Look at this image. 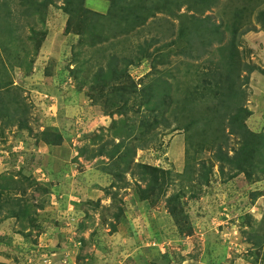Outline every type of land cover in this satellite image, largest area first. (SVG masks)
I'll use <instances>...</instances> for the list:
<instances>
[{
    "label": "rangeland",
    "instance_id": "374dc122",
    "mask_svg": "<svg viewBox=\"0 0 264 264\" xmlns=\"http://www.w3.org/2000/svg\"><path fill=\"white\" fill-rule=\"evenodd\" d=\"M193 1L124 6L157 11L139 32L121 24L115 40L132 44L105 99L90 86L115 36H98L108 2L72 0L70 15L64 0H0L13 65L0 73V193L20 215L0 214V264H264V142L241 152L226 122L241 105L264 139V0ZM128 161L160 171L136 184Z\"/></svg>",
    "mask_w": 264,
    "mask_h": 264
},
{
    "label": "trees",
    "instance_id": "16d2710c",
    "mask_svg": "<svg viewBox=\"0 0 264 264\" xmlns=\"http://www.w3.org/2000/svg\"><path fill=\"white\" fill-rule=\"evenodd\" d=\"M64 1H65L64 2L65 3V5H64L65 11H67L68 13L70 12L69 14L72 15V13H71L72 11L70 10L71 6H72L71 5L72 0H64ZM78 1H79V4L82 3V5H83L84 0H78ZM105 1L110 4L111 9H109V12L106 15H99L97 13H94L95 17L98 16V18H101L104 20L102 22V25L104 28L98 31V36H101V38H102V34L106 33V32H108L110 34H114L115 36L113 38H103L104 40H112L113 41V43H111V45H110L111 47L109 48V50H110L109 53L110 52L111 53L107 56L108 60L104 64L107 68L105 67L106 69L105 68L101 69L99 67L97 73H95L91 78L93 81L92 84H94V85L93 86L91 85L90 88L93 90L96 89V92H97V90L100 91L99 95H105L104 90L108 88L106 85V83H108V79L111 80L112 76H116V78L112 80V82H116V80L118 78L117 69H116L117 63L121 62V61L126 62V60H127L124 56H121V53H126L127 47L132 44L131 42H128L127 39L115 40L117 35H125V31L122 28L121 24H125L126 22H128L129 24L131 23L132 24L131 27L135 28L137 30V32H139L138 31L139 27L140 26L142 27V25L144 26L147 23V21L149 20V18L152 17V16H149V14H154V12L157 11V10H154V11L150 10L148 13H144L143 9H141V8H143L144 4H142L141 8L137 7L140 3L138 5L135 4L134 10H131V11H130L129 7H124L126 4L130 5L132 3L137 2L138 0H105ZM195 1H193V2H195ZM192 5H193V3L191 4V6ZM187 9H188V6H187ZM82 10H83V7H82ZM165 13L167 15L169 14L168 12H165ZM125 18H126V21H122L123 23H121V19H125ZM203 21L206 24L205 29L208 28V24H210L209 23L210 18L206 17L203 19ZM97 22H98V27H99V21H97ZM171 25L175 26V24H171ZM94 26H95V23H93L91 25V28H93ZM131 27L128 29V31L131 30ZM207 32H209V31H207ZM107 37H109V36H107ZM166 37H169V36H166ZM0 50H3V52L5 53V43L4 42H0ZM140 51L141 50L139 49L138 52H140ZM138 52L135 55L139 56ZM91 55H92V57H91L92 60L95 62V60L97 59V58H95L96 53H92ZM120 57H122V60H120ZM117 58H119V59L117 60ZM84 64H87V62H84L82 65H84ZM0 65H1L0 73L2 74V76H5V74H6L5 70L7 68H10L11 70L13 69V65H10L9 62H8V64H4V63H2L1 59H0ZM125 65H126L125 67H128L129 65H131V63L127 62ZM246 72H248L250 74L252 72V68H246ZM165 76L166 75H164V77ZM100 81L102 82V85H101ZM153 83H155V82H153ZM153 83L149 84L147 86L149 93H150L151 86L153 85ZM181 94H183V96H184V100H182V102H183L182 106H184L185 108H189V106L187 104H185V101L187 98L186 96L189 95L190 92H187V94H186L185 89H184V91H182ZM151 97H152V95L150 94L149 98L151 99ZM0 98H1V96H0ZM103 98L109 99L107 95L103 96ZM169 98H170L169 93L166 95V98L163 95H160V96L155 98V102L160 103V104H164V102L166 103V99H168L169 103L167 104V106H170V104H172L173 101L171 102V100H169ZM180 101H181V99L179 101H176L177 106L174 109L181 107ZM228 108H230V107H228ZM229 110L232 111V114L229 113L227 115V119H226L227 127L229 128L231 134L232 133L235 134L240 139L239 143L241 144V147L238 150H241V152L247 151V154L256 151L257 146H258L256 139L261 138L262 142H264V139L260 135L257 137H253V135L248 134L246 132V127L244 125V117H243L244 113H245V111H244L245 109H243L241 107V105H239V106H235L234 108L231 107ZM175 113H176V110H175ZM22 115H24V113H22V114L18 113V117H20ZM14 118H15V116H14ZM235 120L237 121L236 125H234L232 123ZM19 123L20 122L17 123L19 130L28 129L26 126V123H25V125L23 124V126ZM186 125H189V124H186ZM6 126H8V124L4 123L3 128ZM189 130L190 129L186 130V134L188 133ZM197 131H198V129L196 127V129H193L192 133L198 134ZM120 144H123V143H118L119 147H120ZM236 153H235V155L237 156L238 154H236ZM215 154H216V158L221 163L225 162L226 164L229 165V167H230L229 171L241 170V167L239 166V164H237V162L234 161L236 159V157L229 158L227 156V152L222 150V145H217ZM241 154L245 155V153H241ZM239 155H240V153H239ZM129 160H131V159H129ZM130 163L131 162L128 161L127 167L122 169L121 174L124 175L125 173L129 172V174L131 175V178L135 181L136 184L146 183L147 186H149L148 181L150 180V178L147 181L148 174L154 173L156 171H160V170L152 168V167L150 168L148 166H144V167L142 166L143 172L137 173L136 169L140 168L141 165H139V164L134 165V168H133L134 171H131L130 167H128ZM220 169H222V165L220 166ZM151 176H152V174H151ZM141 184H139V185H141ZM1 197L2 196L0 193V199H1ZM12 200L13 199H9L7 197L6 198L2 197V203H0V214H6L7 216L4 218H16L17 219L18 217H20L19 213L18 212L16 213V211H13L11 209H8L6 211L7 207H11L12 202L10 203V201H12ZM170 200L171 199H169L168 201H170ZM21 212H22V209H21ZM22 214H25V213H22ZM262 223L264 224V221L261 222L260 224H262ZM262 233H264V231ZM259 235L260 234L258 233V231H252L251 235L248 236V238H247L248 242H250L254 246V248L261 246L260 244L262 242L263 235H261V236H259ZM29 236L30 235L28 234L27 237H29Z\"/></svg>",
    "mask_w": 264,
    "mask_h": 264
}]
</instances>
